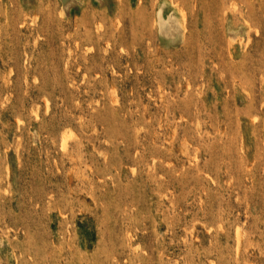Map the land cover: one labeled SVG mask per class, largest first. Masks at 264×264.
I'll list each match as a JSON object with an SVG mask.
<instances>
[{"label": "rangeland", "instance_id": "rangeland-1", "mask_svg": "<svg viewBox=\"0 0 264 264\" xmlns=\"http://www.w3.org/2000/svg\"><path fill=\"white\" fill-rule=\"evenodd\" d=\"M0 264H264V0H0Z\"/></svg>", "mask_w": 264, "mask_h": 264}, {"label": "bare ground", "instance_id": "bare-ground-1", "mask_svg": "<svg viewBox=\"0 0 264 264\" xmlns=\"http://www.w3.org/2000/svg\"><path fill=\"white\" fill-rule=\"evenodd\" d=\"M47 102V101H46ZM61 142H63V141H61ZM63 144V143H62Z\"/></svg>", "mask_w": 264, "mask_h": 264}]
</instances>
